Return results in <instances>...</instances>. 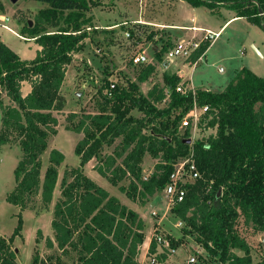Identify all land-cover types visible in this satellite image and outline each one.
Segmentation results:
<instances>
[{
    "label": "trees",
    "instance_id": "trees-1",
    "mask_svg": "<svg viewBox=\"0 0 264 264\" xmlns=\"http://www.w3.org/2000/svg\"><path fill=\"white\" fill-rule=\"evenodd\" d=\"M36 1L48 5L38 13L32 28L29 24L25 27L42 47L37 57L21 60L0 40V148L17 142L22 152L15 170L16 187L6 200L22 212L30 208L40 189L45 204L53 201L58 168L65 162V155L57 149L50 152V165L43 181L41 157L50 139L58 133L55 113L62 112L66 105L61 90L67 68L74 55L85 48L88 29L93 28L89 13L94 5L90 0ZM184 1L210 10L226 7L254 25L264 26V0ZM52 28L56 30L50 31ZM209 47L210 43L202 44L190 60L198 61ZM160 60L163 62L161 57ZM155 71V65H148L138 77V83L146 82ZM24 82L32 87L25 97ZM138 83L120 82L109 96L106 91L110 83L104 94L105 88L100 90L102 103L98 113L83 117L68 129L83 134L84 139L75 149L81 160L80 168L64 177L61 198L54 209L52 228L57 249L63 255H69L70 250L77 252L80 264H137L139 247L145 238L143 220L82 171L86 164L100 157L104 146H114L122 138L114 155L103 161L106 171L96 167L100 174L114 185L125 177L133 178L136 184L132 182L131 189L126 191L132 200L138 195L153 197L170 182L176 159L193 154L202 179L188 185L184 201L176 204L172 212L186 223L190 233L199 235V242L220 263L253 264L249 245L235 226L242 216L247 225L264 232V79L244 68L223 92L198 90L195 95H182L176 91L180 79L166 75L165 84L172 93L164 109L158 106L166 101L165 90L154 86L144 96ZM4 93L11 105H4ZM195 102L216 110L208 128H216L217 135L208 144L198 141L190 152L191 144L185 142L191 137L190 131L178 138L181 120ZM135 109L144 114V119L131 116ZM176 109L180 113L171 119ZM76 117L73 113L68 121ZM149 125H152L150 134L144 135ZM146 153L160 160L147 181L142 177L141 167ZM117 158H122L121 165L116 166ZM23 223L20 214L13 237L9 240L0 237V264H17L11 245L21 235ZM38 235L42 233L39 231ZM170 240L178 248L177 241ZM54 242L47 240L50 249L55 248ZM156 247L153 241L151 254ZM235 250L245 255L238 256ZM61 259L62 256L56 258L57 264H61ZM32 264L47 263L36 255Z\"/></svg>",
    "mask_w": 264,
    "mask_h": 264
},
{
    "label": "rangeland",
    "instance_id": "rangeland-1",
    "mask_svg": "<svg viewBox=\"0 0 264 264\" xmlns=\"http://www.w3.org/2000/svg\"><path fill=\"white\" fill-rule=\"evenodd\" d=\"M90 1L93 2L94 5L92 10L98 9L100 6L105 7L104 11L98 10L94 12L96 16V23L99 26L110 24V20H114L113 15L109 13L113 0ZM137 1L139 5L145 1L147 2V0ZM41 5L42 4L37 1L20 0L19 3L15 5L11 2V0H0V31L2 28L8 30H2L0 35L4 37L3 39L5 43L12 51L21 53V47H23V45L27 42L25 43L23 40L18 39L13 34H11L10 31H12V29L15 27L18 28L17 26H19V28H21L22 25H24L23 27L28 26V21H32L34 24L37 17L35 11ZM133 8L137 13L140 11L139 6L137 7L136 5H133ZM149 13L150 11L146 10V13L144 14L148 16L150 15ZM153 16H155V13ZM170 16H174V14H171ZM235 29H237L240 33L235 31ZM19 32L21 33V31ZM96 32L90 31L92 40L95 39ZM127 33H130L131 38L127 37ZM127 33V38L125 39L132 40V43L137 42L143 44L148 51V54L151 56V63H154L157 67V70L152 75V81L150 82V85L154 84V86H159V88H162L165 85V88H168L171 94L172 89H170V87L165 84L166 73L164 72L162 66L163 62L160 60V57L164 61L166 58L164 53L168 52L169 49L173 47V43L171 41H163L160 46L162 47L161 52L154 53V45H156L158 41L153 40V38L157 33H152L149 29H145L144 26H130V28L127 30ZM227 39H230V45H228L226 48L224 46ZM0 40H2V37H0ZM99 44H101V42H98V45ZM252 44H254L256 47L252 46ZM27 48L29 49L31 46ZM27 48L25 50H28ZM87 50L88 49H86V52ZM138 50L139 49L135 48L134 46L131 48L129 47V51L124 53V56L121 60V63L126 65L127 69L130 70V73L135 75L136 82L138 81V77L143 72V70L148 66L135 65L133 63L132 58L139 53ZM144 50L145 49H143V51ZM103 52L105 53V50H103L102 53ZM35 55L36 50L32 49L28 54L24 55V58L26 60H32L35 58ZM96 56L102 57L103 59V65H100L96 71L94 68L86 65L78 70L80 75H76L75 80L73 79V76L69 78L64 92V95L66 96L65 111L62 113H55V116L58 119V133L50 139L48 149L41 157V179L43 181L45 172L50 165V152L56 148L62 151L66 156L65 162L58 168V187L51 204H45L43 202L41 189L39 193L33 198L32 203L29 206L30 208L23 212L20 210V208L7 202V197L16 187L15 170L19 162L22 160V152L17 142H13L0 148V237L7 240L13 237L14 231L18 225V215L21 214L24 222L21 235L17 237L11 245L12 250L15 251L17 255V264H32L33 258L36 255H38L40 259L45 261L47 264H57L56 258L59 256H62L61 264H80L78 262L79 255L77 252L70 250L69 255H63L57 248L50 249L47 245L48 239L55 240V234L52 229V221L54 219L55 205L61 198L62 181L64 177L70 173L69 171L80 168L81 160L80 157H77L75 149L81 139L84 138V135L80 134L82 136L79 137L78 135L73 134V131L68 129L72 128L73 125L78 124L83 119V117L98 113L100 110L99 104L102 103L100 96L101 89L105 88L103 92L104 94L106 87H108L110 83L112 84L131 81V79H128L127 75L120 71L118 72L117 68L112 66V64L115 63V61L109 60V57L112 58V53H109V55L96 54ZM217 61L219 63H217ZM208 63V66H203L204 72L206 73L204 76L215 80L216 83L219 81L222 82L224 80H230V78L236 75V70H238L240 66H244V68L251 70L255 75L264 79V26L254 25L247 19L244 22L235 24L227 31L215 49L211 52L208 57ZM202 75V71L199 72V76L201 77ZM169 99H171V97L168 98L167 102L158 106L159 109L166 108L170 103ZM2 101L4 105L12 104L5 93L2 96ZM73 113H76L77 117L72 122H69L68 117ZM179 113L180 110L176 109L172 113L171 119H173ZM131 116L140 120L144 119L145 117L144 114L137 109L131 112ZM1 118L2 111L0 107V129ZM209 121V118L204 119L199 125V131L197 134H190V139H192L190 152L194 151L193 147L198 141L207 142L208 144L210 143L209 139L212 136L217 135L216 128H208ZM151 126L152 125H149L148 128L143 131L144 135L150 134ZM184 133L185 131L179 128L178 139L183 138L182 136H184ZM121 141L122 138H119L116 140L114 146H104L100 157L98 159H94L92 164L87 165V168H82L84 174L96 184H98V172L95 171V168L98 166V161L101 163L104 161V157H108L109 155L113 154L116 144H120ZM187 158L188 157L177 158L174 167L180 162L185 161ZM159 161V159L154 158L150 153H146L141 164L142 177L150 178L154 173L155 167ZM107 181L111 186L114 187V189H112L114 193L121 195L126 202L129 200L134 202L136 204V208L139 209L141 208V205L144 204L146 207L149 206L150 208L148 207L144 212L148 213L151 218H153L152 213L154 211L160 213V215L158 214V217L160 218L165 215V210L168 205L164 192L157 193L152 199H149V203L145 202L147 198H142L139 195L135 200H132L128 197L126 191L131 189L132 182L136 184L133 178L125 177L124 179L118 181L116 185H114L109 179ZM170 211L171 212H169L165 217L166 229L170 230V233L174 235V237H170L177 241L178 248H183L179 250V255H176L175 257L187 256V260H183V264H188L189 258L191 256L197 257L198 264H222L220 263L218 257L210 256L208 251L204 248L202 242H199V235L196 232L190 233L191 229L186 225V223L183 227L178 226L179 222L181 221L180 218L175 216L171 209ZM235 228L240 237L244 239L249 245L253 258V264H258L264 261V232L257 231L252 224L247 225L245 223L244 217L242 216L237 221ZM39 231L42 233V236L38 235ZM234 252L238 256L245 255L244 252L240 250H235ZM176 261L178 262L182 260H171L169 264H177Z\"/></svg>",
    "mask_w": 264,
    "mask_h": 264
},
{
    "label": "crops",
    "instance_id": "crops-1",
    "mask_svg": "<svg viewBox=\"0 0 264 264\" xmlns=\"http://www.w3.org/2000/svg\"><path fill=\"white\" fill-rule=\"evenodd\" d=\"M28 1H36V0H28ZM18 3H16L15 5H17ZM39 3L42 5L38 9H36L35 11L36 15H38V13L41 10L46 9L48 7L47 4H44L42 2H39ZM133 5L140 7V11H138V13L135 12ZM98 10L104 11L105 7L100 6L98 7V9H93V10L91 9L89 16L93 19L92 21L93 28L91 30H88L89 38L85 41V48L79 53L74 55L72 63L67 68L66 79L64 81V84L61 90L62 95L65 97V99H66V96L64 95V92L66 89V84L69 78H71L72 76L74 77L73 79L75 80L76 75H80L78 73L79 69L88 65L94 68V70L96 71L100 65H103L102 57H97L96 54H101V55L108 54L109 55V53L110 54L112 53V58L109 57V60L115 61V63H113L112 66L116 67L118 72L120 71L123 74L127 75L128 79H131V82L138 83V81L136 82L135 75L133 73H130V70L127 69L126 65L121 63V60L124 56V53L129 51V47L131 48L132 46H134L135 48H138L139 53L142 52L143 49H145L144 51L147 54H148V51L146 50L143 44L137 43V42L132 43V40L125 39L127 38L126 33H127V30L130 28V26L132 27L133 26H137V27L144 26L145 29H149L152 33L153 32L157 33L153 38V40L158 41V43L154 45V53L161 52L162 47L160 46L163 41H171L173 43L172 46H174L179 40H183V39L201 40L206 35V31H211L213 33H219L218 38H216L210 44V47L208 48V50L198 61L192 62L191 60L189 61L177 60L173 63L167 62L166 65H164L166 58L163 61L162 66H163V69L166 75L176 76L179 78V73L182 72V75H183L182 81L186 84L188 89L194 92L198 90L209 91L213 93L223 92L226 89V87L230 84V82L236 77V75L241 70L244 69V66H240L238 70H236L237 71L236 75L230 78V80H224L222 82L219 81L217 83L215 82V80L204 76L206 73L204 72L203 66L205 65L208 66L209 64L208 57L211 54V52L215 49V47L217 46L219 41L222 39V37L227 33V31L232 26L240 22L246 21V18L238 17L236 12L229 8L221 7L216 10H210L204 6L194 7L184 0H147V2L145 1L141 5H139L137 0L136 1L134 0L132 1L131 0H113L109 13L113 15L114 20H110V24L103 25V26H99L95 20L96 16L94 12ZM146 10L150 11L149 13L150 15L146 16L144 14L146 13ZM154 13H155V16H153ZM171 14H174V16H170ZM263 17H264V14H263ZM28 24H29V21H28ZM23 26L24 25L21 26V28L23 29L19 28V26H17L19 29L16 27L13 28L12 31H10V33L13 34L15 37H17L18 39L23 40L25 43L27 42L26 44L23 45V47H21V50H22L21 53L19 52L17 53L15 52V53L21 58V60L31 61V60H26L24 58V55L28 54L30 50L35 49L36 50L35 58H36L38 52L42 50V47L36 43V38L32 37V35L26 32L25 27ZM2 30L8 31L3 28L1 29V31ZM55 30L56 29L52 28L50 31H55ZM1 31H0V34H1ZM19 31H21V33ZM90 31H95V32L97 31L95 33L96 36L94 40L91 39ZM235 31L238 32L237 29H235ZM0 37H2L1 41L4 44H6L3 39L4 37L2 35H0ZM98 42H101V44L98 45ZM228 45H230V39L226 40L224 47L227 48ZM29 46H31V48L28 49L27 47ZM252 46L256 47L254 44H252ZM26 48L28 50H25ZM86 49H88L87 52H86ZM103 50H105V53L104 52L102 53ZM164 54L166 56L167 52H165ZM149 57L151 58L150 55ZM217 63L219 62L217 61ZM150 65H155V64L151 63ZM210 65H213V64H210ZM156 70H157V67H156ZM201 71L203 75L200 77L199 72ZM151 81H152V76L148 80H146V82L138 83L140 91L143 92L142 93L143 95H147L149 91L153 89L154 84L150 85ZM162 88L164 89L165 85ZM31 90H32L31 85L28 82H24L22 85V95L24 97L27 96L31 92ZM164 90L167 95L165 102H167L168 96L170 95V92H169L170 90H168V88H165ZM63 111H65V108ZM73 134H76L79 137L82 136L75 132ZM118 145L119 144H116V147ZM113 155L114 154H111L109 156H113ZM106 158L107 157H104V160ZM65 160H66V156H65ZM116 160H117L116 166L119 164L121 165L122 158L121 159L117 158ZM92 161L86 164L85 167L87 168V165L92 164ZM99 167H102L104 171H106V168L103 165V162L100 163L98 161V168ZM95 171L98 172V184L97 185L103 188L104 190H106L110 194V196L117 198L120 201V203L126 206L129 210L136 212L145 224V229L143 232L145 238H144V243L139 247V253L136 259L137 264H169L171 260H182V261H178V262L176 261V262L177 264H183V260H187L186 259L187 256L175 257L176 255H179L178 252L180 249H183L182 247L177 248L176 254L172 256H170L169 253H167L166 251H163L162 248H158V247H156V251L154 254L150 253V247L154 240L155 232L162 233L166 235L168 238L174 237V235L170 233V230H167L165 226L166 224L165 217L167 216L169 212H171L169 206L166 208L165 210L166 213L165 215H163V217L161 218L158 217L160 213L157 211H154L152 213L153 218H151V216H149L148 213L144 212L145 209H147L149 206L146 207L145 204L143 203L144 205H141V208L138 209L135 206L136 204L132 202L131 200L126 202L122 198L121 195H118L113 192L112 189H114V187L108 183L107 177H104L102 174H100L99 170L97 171L96 168H95ZM110 173L111 172H108V175H110ZM57 187H58V183H57L55 192L57 191ZM153 197H148L145 202H148L149 199H152ZM52 241L54 242V240ZM55 248H57L56 243H55Z\"/></svg>",
    "mask_w": 264,
    "mask_h": 264
},
{
    "label": "built area",
    "instance_id": "built-area-1",
    "mask_svg": "<svg viewBox=\"0 0 264 264\" xmlns=\"http://www.w3.org/2000/svg\"><path fill=\"white\" fill-rule=\"evenodd\" d=\"M88 30H91L90 28ZM219 33H213L211 31H206V35L201 40L196 39H183L179 40L166 54V61L173 63L177 60L189 61L192 55L200 49L201 45L204 43H212L216 38H218ZM127 37L131 38L130 33H127ZM133 63L135 65H150L151 59L149 55L142 51L136 54L133 58ZM180 83L178 84L176 91L182 95H187L196 92L187 88L186 84L182 81V72L179 73ZM118 83H112L110 88L107 89L106 94L109 96L111 92L116 88ZM170 95L168 96V98ZM217 114L216 110L212 109L209 105L200 106L196 102L194 103L192 109L183 117L180 124V129L183 131H190V134L196 135L199 131V125L204 119H212L213 115ZM149 177H145L144 180H148ZM202 179V175L199 172L195 160L193 159V154L188 156V158L175 165L174 171L171 174L170 182L166 185L163 192L167 198V204L170 209H172L176 204L184 201L187 194V187L190 184L195 183L197 180ZM213 183V182H211ZM211 186L207 189L210 192ZM185 222L182 220L179 222L178 226L183 227ZM158 248H162L163 251L169 253L170 256L175 255L177 248L172 246L170 238L166 235L155 232L154 240ZM154 262V261H152ZM188 264H198V259L196 256H191Z\"/></svg>",
    "mask_w": 264,
    "mask_h": 264
},
{
    "label": "water",
    "instance_id": "water-1",
    "mask_svg": "<svg viewBox=\"0 0 264 264\" xmlns=\"http://www.w3.org/2000/svg\"><path fill=\"white\" fill-rule=\"evenodd\" d=\"M18 1H19V0H11V2H12L13 4L18 3ZM262 15H263V14H262ZM29 25H30V27L33 26L32 21H29ZM166 63H167V61H165L164 65H166ZM79 96H80V95H79ZM185 142L188 143V144H192V139L185 140ZM220 194H221V191H220Z\"/></svg>",
    "mask_w": 264,
    "mask_h": 264
}]
</instances>
